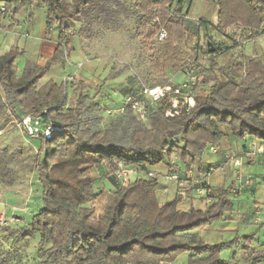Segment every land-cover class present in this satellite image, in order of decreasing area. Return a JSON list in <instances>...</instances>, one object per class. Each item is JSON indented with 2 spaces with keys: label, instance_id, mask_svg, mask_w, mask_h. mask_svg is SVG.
Listing matches in <instances>:
<instances>
[{
  "label": "trees",
  "instance_id": "16d2710c",
  "mask_svg": "<svg viewBox=\"0 0 264 264\" xmlns=\"http://www.w3.org/2000/svg\"><path fill=\"white\" fill-rule=\"evenodd\" d=\"M212 1L219 5L216 24L188 18L195 0H0V21L25 6L41 5L47 10L49 34L55 24L60 30L53 61L47 67L26 61L20 72L16 61L23 53L16 47L0 58V118L7 121L34 114L42 123L58 127L50 141L38 140L40 155L45 144L50 147L49 164L43 166L40 158L37 160L43 205L24 227V239L38 238L39 246L46 247L45 259L38 264H165L176 262L184 253H191L188 264H240L222 259L221 250L241 244L246 251L252 250V236L209 245L195 232L223 219L231 210L230 190H224L205 210L183 212L178 208L183 196L177 194L173 201L161 204L158 177L148 174L158 164H171L174 156L179 167L195 164L212 146H220L228 130L239 139L264 141V56L249 58L244 82L225 74L203 81L200 66H195L199 77L194 87L196 105L184 107L171 118L165 115L172 106L167 97L151 103L143 91L156 85L145 86L136 80L135 88L127 77L120 96L113 94L111 98L105 90L106 98L97 100L99 91L96 96L82 93L86 82L81 81L74 90L78 103L85 107L81 119L86 126L81 131L70 122V113L64 108L68 83L50 79L40 86L51 65L63 63L64 50L73 46L79 23L85 39L93 40L97 25L105 33L110 29L118 32L124 17L135 20V34L143 39L141 47L152 52L151 71L187 73L202 51V32L207 40L204 53L212 63L208 70L213 71V57L222 47L217 45L215 52H209L208 42L215 46L211 30L227 35L228 28L239 24L250 39L264 36V0ZM163 30L167 38L160 42ZM178 40L193 44L196 57H191L193 52L181 47ZM201 83L206 85L207 94L200 93ZM120 97L126 98L123 112L106 124V99ZM134 103L144 105L145 118H140ZM115 109L109 108L111 112ZM15 159L16 154L0 148V182L7 186L16 183ZM103 164L113 174L114 187L103 214L97 216L93 203L100 194L95 191L91 170ZM120 164L130 177L127 186L115 178ZM261 261L264 251L252 253L241 264ZM0 264L12 262L0 252Z\"/></svg>",
  "mask_w": 264,
  "mask_h": 264
},
{
  "label": "rangeland",
  "instance_id": "374dc122",
  "mask_svg": "<svg viewBox=\"0 0 264 264\" xmlns=\"http://www.w3.org/2000/svg\"><path fill=\"white\" fill-rule=\"evenodd\" d=\"M193 4L188 18L198 21L202 16V18L210 20L209 22L211 23H214V21L215 24L217 23L219 5L216 2L212 0H195ZM38 9L39 14L41 8ZM1 12L2 14H7V11L5 13L3 11ZM11 22L12 20L10 24ZM7 23L8 19L4 24ZM82 26L83 25L80 23L77 25V35L75 36L73 46L77 49L79 48L81 54L84 52L90 64L97 67L96 72L88 78L89 80L86 82V88H84L82 93L86 92L91 96H96V92L99 91L97 100L105 99L106 96L103 97L105 94H109L111 98H113V94L115 96H120L119 93H122L120 92V88H122L121 86L124 84L127 77L132 79L135 88L138 87L137 81L140 83L142 82L145 86H155L162 85L166 82L178 83L183 75H185L186 78L188 77L184 71L174 72L171 69L167 71H151L149 57L152 52L146 51L141 47L143 39L138 38L135 34L136 25L133 18L124 17L121 20L118 32L110 29L105 33L104 29L97 25L94 28L95 38L93 40H86L84 35L81 34ZM227 32L229 34L228 36H230L229 38L232 39L231 41L235 42L234 46L227 42L223 43L221 39L223 34L215 32L214 29L211 30L215 46L220 45L223 48L220 54L213 57L216 63L213 67V71L208 70L212 63L210 57L206 56L204 53V49L206 48L205 43L207 42L206 36L203 32L201 34L199 44L202 51H200L198 55L199 59L193 66H200V75H202L201 79L203 81L206 79L208 80L209 77L214 74L218 76L225 74L228 77L235 76L239 82H244L245 80L247 62L249 58L253 57L247 54L244 55L245 47L250 40L256 38L250 39V34L244 31L239 24L228 28ZM226 38L228 37L226 36ZM178 42L180 46L184 47L189 53L193 52V44L186 45L184 41L180 42L179 40ZM260 44L263 47L262 52L264 53V44L263 42H260ZM73 46L64 50L65 52L62 56L64 57V63H69L68 60ZM191 57H196V53L193 52ZM86 58L84 56L85 60ZM188 63L189 62H186V64ZM16 64L17 67H19V71L22 72L26 62H21L19 56ZM78 66L79 65H77V67ZM44 78L40 86L47 82ZM63 80V82H67L69 85L66 91L67 101L64 107L65 111L70 113V122L75 124L78 130L81 131L86 126V122L81 119V113L85 107L83 104L78 103V95L74 94V90L79 86L82 80L71 74L64 77ZM126 82L128 84V80ZM98 83L103 84L99 86L97 85ZM131 84L130 82V85ZM200 86V90L206 87V85L202 83ZM105 90L107 91L104 94L103 92ZM125 102L126 98L124 97H120V99L113 101L107 98L105 103L107 109L105 114H103V121L109 124L111 117L121 114ZM109 108L116 109L111 112ZM39 146L40 141L27 137L14 120L10 119L5 121L3 117L0 118V148H7L10 152L16 154L15 162L12 164L17 176L16 183L13 186H7L0 182V252L4 253V255L6 254L12 264H38V262L45 259L44 249L46 247L39 246L38 238H32L31 240L23 238L24 229L28 225L27 221H29L32 215L39 211L43 205V185L38 172L40 166H38L37 160L40 158L43 162V166H47L50 161V147L45 144L43 153L40 155ZM207 152L210 151L208 150L205 153ZM171 161V164L168 165L169 169H171L172 163H174L173 160ZM91 174L96 179L95 191L100 194L99 199L93 203V209L97 216H101L105 210L106 203L113 193V174L106 164L92 168ZM158 176L160 181L165 184L169 190L166 193L164 190H160V201L162 203L173 201L178 192L177 186L175 183L167 181L163 176ZM228 249L229 250H226L225 253L221 255L222 259H226L224 257L226 253L232 255L233 252L230 251V248Z\"/></svg>",
  "mask_w": 264,
  "mask_h": 264
},
{
  "label": "crops",
  "instance_id": "0c3cea01",
  "mask_svg": "<svg viewBox=\"0 0 264 264\" xmlns=\"http://www.w3.org/2000/svg\"><path fill=\"white\" fill-rule=\"evenodd\" d=\"M1 6L3 4H0ZM38 8H41L39 14ZM7 19L8 23L4 24ZM213 24H215V21ZM59 34L58 24L53 26L49 34L47 10L43 6H25L16 15L9 14L0 21V58L10 51L11 48L16 47L23 53L20 56L21 62L30 61L38 66L47 67L53 61L60 39ZM226 36L230 37L228 34L221 36L222 42H227L234 46L235 42H232V39H228ZM260 42L264 44V36L250 40L249 43L247 42L244 55L247 54L253 57L256 55L264 56ZM84 56L86 58L84 52L81 54L79 48L77 49L73 46L68 60L69 63H53L44 79L56 80L58 83H62L64 77L71 74L82 81L88 82V78L96 72L97 67L92 66L90 61H88L89 59L86 58L85 60ZM77 65L79 66L77 67ZM185 79L186 77L183 75L178 83H183ZM200 93L207 94V87L201 89ZM254 141L264 144V141L250 137L239 139L233 132L228 130L225 137L221 140L217 152L213 153L209 150L210 152L198 157L195 164L179 167L178 173L181 177L192 174L197 178L209 174L207 179L210 181L212 188V193L208 198L198 197L191 192L183 196L178 206L179 210L183 212H188L192 208L201 211L205 210L216 201V197L224 190H230L229 198L233 202L231 210L225 212L223 219L195 232L200 235L203 242L209 245L231 242L237 237L252 236L251 251H246L243 244L235 245L230 248V251L233 252L232 255L226 253L224 256L226 260L237 261L240 264L245 262L252 253L264 251V160L259 155L248 154L251 151L250 143ZM235 158L240 159L242 165L236 166ZM149 172L158 177V198H160L161 189L165 193L169 191L168 187L160 181L158 175L163 176L167 181L175 183L177 186V182L174 179H170L172 173L168 164H158L150 168ZM160 203L164 204L161 201ZM226 250L229 249H222L220 256ZM190 255L191 253L181 254L173 264H188ZM259 264H264V261Z\"/></svg>",
  "mask_w": 264,
  "mask_h": 264
},
{
  "label": "built area",
  "instance_id": "2783aa9c",
  "mask_svg": "<svg viewBox=\"0 0 264 264\" xmlns=\"http://www.w3.org/2000/svg\"><path fill=\"white\" fill-rule=\"evenodd\" d=\"M1 11L4 13L6 12L4 8H2ZM166 38L167 33H165V31H161L160 41H163ZM194 69L195 66H193L192 69H188V72L186 73L188 75L187 79L179 85L169 83L156 85L154 88H144L143 91L145 95L148 96L151 103L159 102L166 97L171 101L172 106L166 111V117L171 118L177 116L181 113L184 107L193 108L196 105L194 87L197 85L199 77L195 75ZM133 106L139 113L141 119L146 117L147 110L144 105L134 103ZM14 121L19 128L24 131L27 137L35 140L43 139L45 142L54 138V133L58 128L50 123H42L40 116L34 114H28L22 119H14ZM250 144L251 151H249L248 154L253 156L259 155L264 160V144L262 142L255 141ZM210 151L215 153L218 151V147L212 146ZM177 160L178 157L174 156V163L170 169V172L172 173V177H170V179H174L177 182L178 194L186 196L191 192L195 193L198 197L208 198L212 193L210 181L207 179L209 174L198 178L194 177L192 174H187L186 177H181L178 175L179 166L176 164ZM235 165H242V161L235 158ZM148 176L156 177L153 173H149ZM115 178H117L124 186H127L130 183V177H128L127 171L123 169L121 164L115 172Z\"/></svg>",
  "mask_w": 264,
  "mask_h": 264
},
{
  "label": "water",
  "instance_id": "95a60500",
  "mask_svg": "<svg viewBox=\"0 0 264 264\" xmlns=\"http://www.w3.org/2000/svg\"><path fill=\"white\" fill-rule=\"evenodd\" d=\"M208 46H210L209 52H215L217 50V47L214 46L211 42H208Z\"/></svg>",
  "mask_w": 264,
  "mask_h": 264
}]
</instances>
